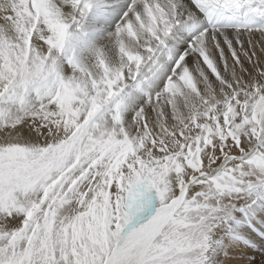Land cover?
<instances>
[{"label":"snow or ice","instance_id":"snow-or-ice-1","mask_svg":"<svg viewBox=\"0 0 264 264\" xmlns=\"http://www.w3.org/2000/svg\"><path fill=\"white\" fill-rule=\"evenodd\" d=\"M257 201L264 0H0V264H210Z\"/></svg>","mask_w":264,"mask_h":264},{"label":"bare ground","instance_id":"bare-ground-1","mask_svg":"<svg viewBox=\"0 0 264 264\" xmlns=\"http://www.w3.org/2000/svg\"><path fill=\"white\" fill-rule=\"evenodd\" d=\"M213 243L225 264H231V261L238 264L245 253L248 256L256 253L257 246L264 247V205L257 201L252 210L234 211L230 222L215 233Z\"/></svg>","mask_w":264,"mask_h":264},{"label":"rangeland","instance_id":"rangeland-1","mask_svg":"<svg viewBox=\"0 0 264 264\" xmlns=\"http://www.w3.org/2000/svg\"><path fill=\"white\" fill-rule=\"evenodd\" d=\"M227 222H230V218L227 219L226 221L217 223L211 230L209 234V248H208V258L210 264H223L224 262H221L222 256L221 254H218V252L214 249L213 247V237L215 236V233L218 232L221 228L225 227ZM260 249V250H259ZM264 247H256L255 250L257 251L256 253H252V255H247L246 253L237 261L238 264H261L264 262ZM260 252H262L260 254ZM262 255V257H261ZM261 260V261H260ZM225 264V263H224ZM231 264H234L233 261H231Z\"/></svg>","mask_w":264,"mask_h":264}]
</instances>
